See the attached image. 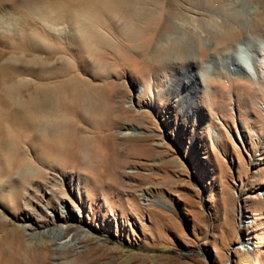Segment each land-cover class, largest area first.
I'll return each mask as SVG.
<instances>
[{
    "label": "rangeland",
    "instance_id": "obj_1",
    "mask_svg": "<svg viewBox=\"0 0 264 264\" xmlns=\"http://www.w3.org/2000/svg\"><path fill=\"white\" fill-rule=\"evenodd\" d=\"M34 1L0 0V83L23 59L31 63L50 54L78 80L98 87L99 114L123 117L114 135L134 133L136 139L130 147L125 143L132 162L118 179L103 172L106 184L99 185L103 177L86 167L56 170L48 187L34 184L26 192L36 210L33 222L17 220L3 199L0 214L21 229L30 226L26 242L51 246L45 264H264L263 61L256 72L236 67L225 74L213 63L206 66L189 113L173 97L155 96L191 60L205 67L240 46L264 60V0H136L140 10L147 3L150 21L175 20L184 37L156 48L148 22L118 36L105 19L99 31L112 48L95 50L78 43L74 29L69 36L61 30L68 27L61 10L44 3L38 16L25 12ZM49 21L54 30L45 26ZM28 32L49 38L47 50L28 47ZM22 74L18 80L37 81ZM113 140L108 137V146ZM89 160L85 155L80 161ZM33 173L26 172L27 181ZM1 249L7 251L3 243ZM45 256L37 252L34 263L14 258L39 264Z\"/></svg>",
    "mask_w": 264,
    "mask_h": 264
},
{
    "label": "bare ground",
    "instance_id": "obj_2",
    "mask_svg": "<svg viewBox=\"0 0 264 264\" xmlns=\"http://www.w3.org/2000/svg\"><path fill=\"white\" fill-rule=\"evenodd\" d=\"M93 1L91 5L82 0H35L26 5L25 12L38 16L43 13L44 3H47L50 8L61 10L68 22V27H62L61 30L65 29L64 31L69 32L66 33L69 36L71 30L74 29L72 30L75 31L73 37L82 46H90L91 50L107 49L109 46L112 48L106 35L102 30L99 31L100 22L105 19L118 36L120 30L136 29L140 24L148 22L146 28L155 38L156 48L163 42L166 43V40L167 43L170 40L173 41L172 36L184 37L182 35L183 28L175 20L167 19L158 23L150 21L146 2V5L144 3L146 9L140 10L136 0ZM138 2L140 3V1ZM45 26L52 30L56 27L50 21L46 22ZM188 30L190 29L186 30V35ZM37 33H26V45L33 51L47 50L50 45L49 38H44ZM49 36L51 35L47 37ZM149 42L151 43L152 40ZM258 61L259 63L263 61L264 64V60L252 58L242 46L232 47L226 53L213 57L205 67L203 65L195 66L191 60L187 63L189 67L174 74L167 81L166 89L156 92L155 96H158V93L159 96L163 94L171 96L177 100L183 112L189 113L196 103L195 98L199 94V80L203 78L206 66L213 63L218 73L225 74L233 71V68L236 67H248L250 71L256 72ZM59 64L61 63L58 60L52 61L50 54L42 60L34 59L31 63L23 59L21 66L13 68L15 71L8 74L7 80L0 83V133L2 135L0 137V199L9 202L12 209L19 214L16 217L17 220L25 221V223L33 222L32 215L36 213V210L31 208L33 204L26 192L31 190V185L40 186L44 183L47 185L46 181L50 176H53L54 171L66 172V168L84 169L83 167H86L97 177H103L99 180V185H101L106 184L103 172L110 175L112 179H118L122 173L120 169L123 165L132 162L130 161L131 153H128L130 149L128 150L125 143L130 147L131 140L136 139L135 134L126 133L121 138L114 135V131H112L114 127L121 124L123 117L105 118L104 115L99 114L103 97H101L98 87L83 83L69 72L70 68L67 69ZM262 66L264 67V65ZM36 67L37 69H35ZM23 71L26 74L32 73L37 81L18 80L20 76H24ZM183 88H186L185 93ZM81 105L85 106L83 113L79 110ZM216 135L218 134L216 133ZM110 136H114V140L112 145L108 146L107 139ZM25 144L28 147H24ZM99 151L105 153L97 162L95 159L98 157ZM133 152L135 151L133 150ZM29 153L37 158V163L32 161L30 156L28 157ZM85 155L91 156L93 162L89 160L90 162L87 164H82L80 160ZM107 160H109L107 166L112 168L109 171L105 169L107 166L103 165ZM28 171L34 172L30 174V182L27 181L28 176H25ZM15 173L17 175L14 176ZM26 227L30 226L25 225L21 229L0 214V261L2 264H19L14 257L27 258L34 263L38 260L37 252L45 256L46 251L47 257L45 256L46 258L39 262V264H45L53 254L54 251L47 244L42 248L41 245L26 242L24 233ZM69 228H73V226ZM1 242L7 247V251L1 249Z\"/></svg>",
    "mask_w": 264,
    "mask_h": 264
}]
</instances>
